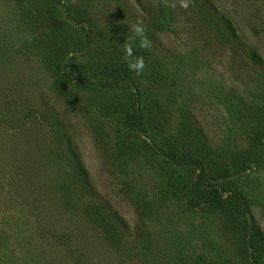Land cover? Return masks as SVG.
<instances>
[{
    "label": "rangeland",
    "instance_id": "rangeland-1",
    "mask_svg": "<svg viewBox=\"0 0 264 264\" xmlns=\"http://www.w3.org/2000/svg\"><path fill=\"white\" fill-rule=\"evenodd\" d=\"M123 1L139 20L155 6L161 7L164 19L162 30L155 32L165 63L159 72L162 79L156 76L148 81L145 70L140 75L130 70L135 83L143 85L144 115L150 110H167L173 120L179 108L189 109L220 143L233 144L238 138L237 146L247 147L237 118L239 96L256 104L263 92L257 87L256 72L245 64L247 58L240 62L236 57L234 62L228 52L217 50L177 0H141L142 5L136 0ZM123 1L65 0L61 6V0H29L20 5L15 0H0V264H72L71 253L76 255L79 250L84 264H175L180 255L200 252L218 261L227 257L234 264L246 260L234 236H222L216 219L206 214L163 210L142 240L124 236L111 251L101 245L83 216L88 198L72 192L76 211L63 209L64 168L51 153L63 132L78 144L101 196L131 226L136 222L133 197L123 196L122 183H134L133 193L146 189L149 197L162 201L192 175L191 168L180 166L155 170L143 157L132 159L120 152L119 139H129L141 149L139 137L113 126L115 117L122 119L134 109L135 96L129 86L107 92L67 86L61 93L56 87L58 79L47 70L48 59L53 65L63 61L67 74L92 80L93 61L110 52L115 58L105 62L107 66L128 67L133 59H126L125 46L133 33L120 24L121 17H126ZM214 2L264 58V0ZM33 5L43 12L55 9L58 18L73 17L80 9L78 13L84 12L83 17L95 23L92 41L87 42V28L81 24L62 22L59 29L45 23L24 24L20 9L30 13ZM137 19L126 23L132 26ZM79 104L89 113L78 110ZM98 132L105 138V147L96 139ZM227 185L254 201L251 208L264 230V166L249 171L243 183ZM200 192L196 197L200 200L212 195ZM50 231L69 235L72 248L60 245L61 239L45 236Z\"/></svg>",
    "mask_w": 264,
    "mask_h": 264
},
{
    "label": "trees",
    "instance_id": "trees-1",
    "mask_svg": "<svg viewBox=\"0 0 264 264\" xmlns=\"http://www.w3.org/2000/svg\"><path fill=\"white\" fill-rule=\"evenodd\" d=\"M15 1L20 5L29 0ZM64 1L61 0V6ZM136 1L142 5L141 0ZM177 1L181 2V0ZM188 3L189 7L183 8L186 17L203 27L212 45L221 53L228 52V58L231 61L236 62L235 58L239 57L241 62L246 57L247 68L256 72L257 87L260 86L263 91L259 98L257 96L259 101L256 104H249L242 96H239L241 103L237 118L240 129L247 137V147L241 149V144L237 146L238 138H235L236 141L233 144L220 143L215 136L209 135L206 126L189 109L179 108L173 120L169 117L167 110H156L155 113L150 110L144 115L141 110L143 85L139 81L135 83L128 67L120 64L116 70L106 65L109 60L115 58L114 52L108 55L102 53L93 61L92 75L95 79L92 80L82 76H71L63 70V61L53 65L48 59L47 70L58 79L59 84L57 83L56 87L61 93L66 92L67 86H75L78 89H97L103 92L115 91L124 85L131 88L135 96L134 109L122 119L115 117L113 126L126 130L133 137H139L141 149L134 147L129 139H119L120 152L132 159L143 157L155 170H163L164 166L192 169L190 181H187L177 192L172 191L169 197L166 196L162 201L149 197L146 189L133 193L134 183H122L120 190L123 196L130 199L133 197L136 222L131 226L109 203V200L101 196L78 144L73 137L63 132L57 137L55 147L51 148V153L64 168L65 183L62 184L60 202L67 212H75L77 207L73 202L74 197L70 196L73 195L72 192L78 193L80 197L88 198L89 202L85 205L83 216L91 225L101 245L111 251H115L120 238L124 236L132 237L133 241L140 238L142 240L143 235L149 231V227L160 220L163 210L175 209L178 214H206L215 218L218 231L222 233V236L233 235L240 244L246 259L241 264H264V230L251 208L255 206V203L244 197L237 187L227 185L243 183L249 171L264 166V58L253 45L246 41L242 31L218 8L214 0H188ZM121 7H124L126 14V17H121V27L132 34L131 25L127 24L126 20L137 19L136 14L132 13L131 7L128 8L126 1L121 3ZM78 10L80 9H77L74 14L76 17L63 15V18H58L55 9L46 8L43 12L37 5H33L30 13L20 9L22 12L20 15L24 24L32 27H36L37 23H45L54 29H59L62 22L81 24L87 28V42H91L95 23L91 21V18L83 17L84 12L78 13ZM141 19L147 28L146 34L152 41V47L149 50L141 49L140 40L134 33L126 45L130 44L133 49L134 55L131 57L133 60L140 56L144 58L146 65L144 70L150 81L149 79L156 76L161 77L160 69L165 67L161 52L158 50L159 39L155 34L163 28L161 7H150L147 17L144 15ZM87 25L90 26L86 27ZM135 40H138V45ZM118 72L121 76H118ZM78 108L84 113H89V109L83 104H79ZM96 139L105 147V138L100 132L97 133ZM202 190L212 195L202 200L196 198L197 193ZM39 228L42 234L46 232L43 225ZM50 232L45 236L61 239L59 244L65 245V249L72 248L69 235H58L56 231ZM71 254L74 260L72 264H84L85 257L80 250L76 255ZM175 264H234V262L227 257L218 261L200 252L194 255H180Z\"/></svg>",
    "mask_w": 264,
    "mask_h": 264
},
{
    "label": "clouds",
    "instance_id": "clouds-1",
    "mask_svg": "<svg viewBox=\"0 0 264 264\" xmlns=\"http://www.w3.org/2000/svg\"><path fill=\"white\" fill-rule=\"evenodd\" d=\"M174 6V5H173ZM180 6L187 9L189 7L188 0H181ZM132 31L135 35V37H138L140 40L139 47L144 50H149L152 47V41L147 36V28L143 23V20L140 19L131 26ZM125 52H126V59L128 57H133V49L130 44L125 46ZM145 62L144 58L142 56L136 57L132 62H129L128 67L130 70L135 71L137 75H140L143 73V70L145 68Z\"/></svg>",
    "mask_w": 264,
    "mask_h": 264
}]
</instances>
